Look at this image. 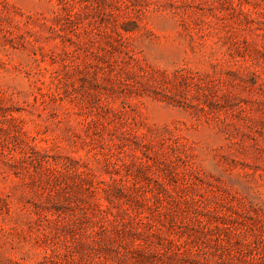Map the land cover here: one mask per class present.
I'll return each instance as SVG.
<instances>
[{
  "label": "rangeland",
  "instance_id": "1",
  "mask_svg": "<svg viewBox=\"0 0 264 264\" xmlns=\"http://www.w3.org/2000/svg\"><path fill=\"white\" fill-rule=\"evenodd\" d=\"M0 264H264V0H0Z\"/></svg>",
  "mask_w": 264,
  "mask_h": 264
}]
</instances>
